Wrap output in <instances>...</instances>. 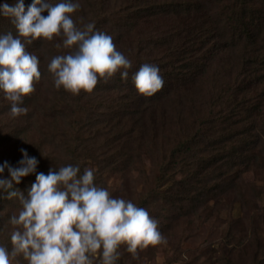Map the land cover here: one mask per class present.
<instances>
[{
    "label": "trees",
    "instance_id": "obj_1",
    "mask_svg": "<svg viewBox=\"0 0 264 264\" xmlns=\"http://www.w3.org/2000/svg\"><path fill=\"white\" fill-rule=\"evenodd\" d=\"M31 2L25 0L26 8ZM80 3L72 14L74 21L78 25L94 21L121 52L127 48L128 56L136 55L137 61L132 60L127 80L118 72L100 79L92 92L73 94L50 87L53 78L47 59L49 54L68 51L55 46L62 37L33 40L27 50L39 57L41 78L24 98L28 113L11 116L10 102L0 91V164L7 160L17 165L21 148L38 158L37 171L45 174L69 163L79 164L83 171L80 157L93 159L99 167L94 182L146 208L159 220L166 243L176 253L182 249L180 255L171 256L170 264H218V256H224L220 264H232L231 250L243 248L248 237L254 245L253 264L264 262V225L259 230L245 224L247 217L264 219L259 206L264 188L245 180V174L264 166V0ZM42 15L47 16V11ZM140 17L149 19L151 27L135 33V20ZM8 31L17 34L11 19L0 16V33ZM145 62L159 66L164 85L174 76L178 97L167 106L174 117L166 122H158L155 107L142 105L160 96L163 88L145 96L133 83L132 74ZM210 83L215 94L209 98ZM133 111H141L137 119ZM12 123L23 131L1 132ZM107 170L121 175L125 183H102ZM132 174L136 178L129 179ZM3 175H9L7 169ZM35 179V173L30 174L17 187L27 194ZM130 182L132 190L126 188ZM238 205L239 217L234 211ZM222 208L228 215L224 220ZM13 213L10 209L0 217V226ZM205 225L209 229L203 237L214 235L212 241H193L184 250L174 238H200ZM11 230L8 225L0 231V244L9 248ZM19 264L27 261L20 256Z\"/></svg>",
    "mask_w": 264,
    "mask_h": 264
},
{
    "label": "clouds",
    "instance_id": "obj_2",
    "mask_svg": "<svg viewBox=\"0 0 264 264\" xmlns=\"http://www.w3.org/2000/svg\"><path fill=\"white\" fill-rule=\"evenodd\" d=\"M80 7V0H32L27 8L25 0L0 3V16L10 18L17 33H0V91L10 102L11 116L28 113L24 98L41 78L40 59L27 50L33 40L62 37L55 46L68 51L52 56L47 64L57 89L92 92L100 79L118 72L128 79L131 59L94 21H74L72 14ZM45 11L47 16L42 15ZM132 80L145 96L165 83L159 66L148 62ZM20 151L17 165L7 160L0 164V199L20 204L0 226V231L12 226V246L0 244V264H13L18 256L27 264H118L122 246L136 258L138 249L166 243L159 220L132 199L96 184L94 169L81 171L79 164L69 163L45 174L37 171L36 156L25 148ZM6 169L8 176L3 175ZM33 173L36 179L25 194L17 185Z\"/></svg>",
    "mask_w": 264,
    "mask_h": 264
},
{
    "label": "rangeland",
    "instance_id": "obj_3",
    "mask_svg": "<svg viewBox=\"0 0 264 264\" xmlns=\"http://www.w3.org/2000/svg\"><path fill=\"white\" fill-rule=\"evenodd\" d=\"M136 24L138 26V28L135 30V33H143L145 32L146 30H149V27H151V25L149 24L150 21L149 19H146V18H138ZM124 54L126 56H128V49L127 48H124L123 50ZM136 55H129L128 57L131 59V61H137L134 57ZM51 59V56L49 54V59L47 60H50ZM132 61V62H133ZM172 78V80L165 84L164 87H162V92L160 94V96L158 97H155V100H152L151 102L150 101H147L145 104H142L141 102H139L137 105H145V107H148V108H151V107H155L156 108V115L155 116L158 120L159 123L161 122H166V120H170L171 118L174 117V113L171 112L169 109H168V105L171 104V102H176V99L178 97V94L176 93L175 89H176V85L174 83V76H170ZM214 84H209V87L207 88L208 91H209V98L211 96H213L215 93H214V87H213ZM53 86L54 87V84L52 82V84H50V87ZM45 87H49V85H46L45 84ZM173 104V103H172ZM162 106H164L165 110L163 111L162 110ZM135 112L134 114V119H137L138 116H140V113L141 111H133ZM164 115H166V119L164 118ZM161 121H160V119ZM163 119V120H162ZM1 126V125H0ZM11 125H8L7 127H4L1 132L3 133L4 129L5 130H13L14 131H23L21 129V125H18V126H14V124L12 123V126L9 127ZM42 125H40L39 127L41 128ZM13 127V128H12ZM38 127V129H39ZM93 129H97L96 126H93ZM128 132V131H126ZM5 134V133H4ZM23 135L19 134V136L17 137H21ZM72 157L71 155L68 156V159L65 160L66 162L71 160ZM80 164L83 166V168H92L94 169V174H96V172L98 171V166L96 165V162L93 160V159H90V158H85V157H80V160H79ZM144 163H145V166H149L150 165V161H149V158L148 156H145L144 157ZM136 174H132L130 175L129 179H131V177L133 178H136ZM245 180L250 182V183H253L257 186H260V187H263L264 188V166H262V164H260L258 170L256 171H253V172H249L247 174H245ZM102 183H105V184H109L111 186H115L116 184L117 185H123L125 182L124 178L117 174L116 172H110L109 170H107V172L105 173H102ZM131 182L130 184L128 183L126 185V188L131 189ZM22 190V189H21ZM130 190H127L128 193L130 192ZM7 201L5 204L4 203H0V205H2V207L4 208H0V217H6L7 213L9 212L10 209H13L15 212L19 209L20 207V204H19V201L18 200H6ZM210 204H213V201H210ZM235 204V203H234ZM259 206L261 209L264 210V195H263V199L261 201H259ZM225 208H222L221 210V216H222V219H226L227 218V212L224 210ZM235 211V216L239 217L241 215V213L239 212V205L236 207V209L234 210ZM242 218V217H241ZM245 224H250V225H255L257 228L256 229H259V230H262L261 228H263V225H264V219H262L261 221L260 220H257V219H254L252 218L251 220H248V217H247V223ZM260 226V227H258ZM208 226H203L202 229L200 230V238H198L197 236H192L191 238L188 236L187 238H185L184 241L180 240L179 237H174L179 243H180V247L183 248L184 250H188L190 249V247L193 244V241L194 243L195 242H199V243H206V242H209V241H212V237H214V235L211 237V238H204V234H206L205 232L208 230ZM253 230H255V228L253 227V229H251V233H253ZM263 235L261 234V237ZM202 237L205 239V240H202ZM192 240V241H191ZM247 245V247H246ZM151 246V245H150ZM150 246L144 248V249H138V257L134 258L133 255L131 253H129L127 250H126V247L122 246L120 251H121V256L119 258V261H118V264H170L169 263V259L171 258V256H173L176 251L173 250V246L169 245V244H161V246H155L153 248H151ZM254 245H252V242L249 240V237H248V240L247 242L245 243L244 245V249L241 248V247H238V248H234L231 250V256L229 258V261L232 262V264H253L254 261L256 260V258L254 257V251L253 249H251V247H253ZM182 249H180L176 255H180L182 253ZM149 258V256H151ZM241 256L244 257V259L241 260ZM19 257H17V260L13 262V264H19ZM216 259V258H215ZM224 260V256H218V264H220L222 261ZM260 261V260H258ZM121 262V263H120ZM257 263V262H256ZM255 263V264H256ZM176 264H180V263H176ZM261 264H264V262L261 260Z\"/></svg>",
    "mask_w": 264,
    "mask_h": 264
}]
</instances>
